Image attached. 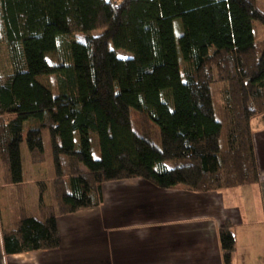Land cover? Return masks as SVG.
<instances>
[{"label": "trees", "instance_id": "obj_1", "mask_svg": "<svg viewBox=\"0 0 264 264\" xmlns=\"http://www.w3.org/2000/svg\"><path fill=\"white\" fill-rule=\"evenodd\" d=\"M254 22L264 29L256 0H0L10 69L0 75V187L18 188L21 200L19 221L1 233L4 254L57 249V219L100 206L105 183L199 194L258 184L251 120H264V40L254 41ZM51 75L54 92L38 81ZM25 128V162L40 172L42 129L50 139L52 176L32 182L31 214ZM218 241L232 264L231 224Z\"/></svg>", "mask_w": 264, "mask_h": 264}, {"label": "crops", "instance_id": "obj_2", "mask_svg": "<svg viewBox=\"0 0 264 264\" xmlns=\"http://www.w3.org/2000/svg\"><path fill=\"white\" fill-rule=\"evenodd\" d=\"M251 130L259 182L248 187L256 188V215L251 203L239 195L241 188L199 194L181 186L158 189L140 179L110 182L102 185L100 206L57 219V249L5 255L1 233L19 221L21 200L18 188L1 186L0 264H222L218 229L225 223L232 225L235 237L232 264H260L264 261V120L252 119ZM11 200L18 205L16 213L10 210ZM4 205L8 211L2 217Z\"/></svg>", "mask_w": 264, "mask_h": 264}, {"label": "rangeland", "instance_id": "obj_3", "mask_svg": "<svg viewBox=\"0 0 264 264\" xmlns=\"http://www.w3.org/2000/svg\"><path fill=\"white\" fill-rule=\"evenodd\" d=\"M257 6L260 10H264V5H263V1L262 0H256ZM178 26H179V22L176 21L175 22V36H178ZM252 32H253V38L255 42H261L264 40V29L263 27L258 24L257 22H254L252 25ZM101 34L100 31H94L93 32V36L97 37ZM69 38L74 39V40H81L82 36L81 34H75V35H71ZM109 48L111 50H113L116 54V56L120 59H129L132 58V54L129 52H126L124 50H114L113 46L110 44ZM9 51L7 50V48L2 44L0 46V75H4L9 73L10 69H9V58H8V53ZM48 60L50 62V66L53 67L58 63L57 60V56L56 55H50L48 57ZM38 81L40 83H42L44 86L48 87L49 89H51L53 92L55 90V83H54V76H48V77H39ZM218 87H214V91L213 92V98L214 101H217V89ZM26 127V126H25ZM133 129L136 130V125L134 123L133 125ZM26 132H27V128L24 129L23 132V142L20 146V151H21V158L22 161H24V165L23 166V170H24V183L25 186H22V190L23 193H25L26 195V208H27V212L28 214H31L32 209H34V207L31 205V210H30V204H33V193H35V197H37V190L34 184H32V182L34 183V181H38V180H48L50 178V176H52V174L49 172L50 171V167H51V161H50V139H49V134H48V130L47 129H42L41 133H42V141H43V146H44V151L46 153V156H48V161H46L45 165H43L42 169L43 171L40 172L39 168H30V166L27 165V163L25 162V158L27 157V149H26ZM76 142H77V137L75 138ZM90 140H91V152H92V157L97 160L99 159L100 155H99V150H98V141H97V137L94 134L90 135ZM29 174V175H27ZM50 175V176H49ZM254 189H256L255 187H245V188H241V194H239L241 196V198H244L245 200H247L249 203H251V205L254 207L253 213L254 215H256L258 213V203H257V199L256 196L254 195ZM238 195V194H237ZM30 198V200H29ZM38 198V197H37ZM37 198H36V203H37ZM239 198V199H241ZM13 199V198H12ZM46 203H50L49 198H47ZM9 207L10 210L13 209V212L15 211V213L18 211V205L16 202H14L13 200H11V202L9 203ZM8 211V206L4 205L3 208H1V215L2 217H5ZM30 211V212H29ZM257 257V256H256ZM260 264H264V261H260Z\"/></svg>", "mask_w": 264, "mask_h": 264}]
</instances>
